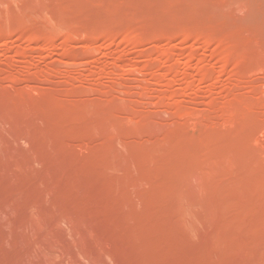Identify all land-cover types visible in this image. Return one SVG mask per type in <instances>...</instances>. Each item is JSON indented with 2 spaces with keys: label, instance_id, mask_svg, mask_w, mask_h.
Wrapping results in <instances>:
<instances>
[{
  "label": "rangeland",
  "instance_id": "374dc122",
  "mask_svg": "<svg viewBox=\"0 0 264 264\" xmlns=\"http://www.w3.org/2000/svg\"><path fill=\"white\" fill-rule=\"evenodd\" d=\"M0 264H264V0H0Z\"/></svg>",
  "mask_w": 264,
  "mask_h": 264
}]
</instances>
